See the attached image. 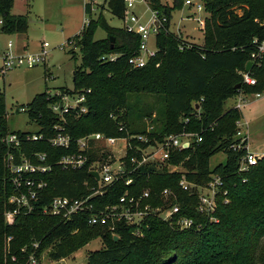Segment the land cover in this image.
Instances as JSON below:
<instances>
[{
	"label": "trees",
	"instance_id": "obj_1",
	"mask_svg": "<svg viewBox=\"0 0 264 264\" xmlns=\"http://www.w3.org/2000/svg\"><path fill=\"white\" fill-rule=\"evenodd\" d=\"M149 1L152 8L166 14L169 20L174 10L184 5V0H173L170 5L161 0ZM13 2L0 0L2 32H24L28 27L26 16L11 13ZM106 3L113 15L124 18L123 0ZM205 9L209 16L202 44L183 43L181 49L179 36L161 30L156 35L159 55L156 53L158 56H152L142 67H134L129 59L138 52L140 36L124 26L109 24L102 14L93 17L92 3L86 2L89 21L78 35L69 39L81 54L73 71L74 89L60 88L61 92L91 89L87 94L89 110L78 118L68 114L63 121L51 110L47 91H43L25 105L39 129L12 131L7 120L6 94L0 88V264H24L35 251V242L39 243L36 249L39 260L46 252L53 262H58L95 239L100 240L101 247L87 252V264H264V158L248 172L238 171L245 150H234L232 144L239 141L237 121L242 112L235 106L225 107L230 98L264 91V54L249 70L256 78L255 84L244 83L242 75L257 51L254 40L264 39V0H206ZM99 28L107 36L96 38ZM111 36L115 38L113 47ZM111 53L118 54L115 60L102 59ZM70 54L77 59L74 48ZM160 58L161 64L157 66ZM144 94L156 97L145 101ZM147 120L154 125L151 143L170 134H196L189 147L176 149L168 160L181 165L184 171L170 172L155 164H145L134 172L128 168L121 179L107 187L101 204L117 202L126 191L139 194L146 189L153 195V204H161L160 193L169 187L177 195L174 203L180 204L182 214L194 218L193 227L181 229L150 216L143 236L135 235L133 226L117 224L116 240L107 226L90 225L86 215L64 220L42 212L53 196H80L88 193L86 182L95 183L87 165L65 169L58 164V159L69 151L49 142L56 132L55 125L64 124L77 140L93 132L116 137L146 133ZM121 124L126 130H120ZM10 132L43 133L44 138L16 147L4 141ZM132 144L145 148L150 143L134 139ZM9 152L14 153L17 163L23 155L31 157L34 152H43L46 163L52 165V170L43 174L48 187L39 199V207L30 214H18L13 224L5 219V212L13 208L8 198L14 192L5 161ZM222 152L225 161L212 167V158ZM132 154L129 151V156ZM183 174L198 186H207L214 176L222 178L214 213L217 221L197 210V189L185 191L179 186ZM127 177L133 178L130 185L125 183ZM9 236L12 239L8 246ZM23 247L27 248L26 253H22ZM13 255L20 258L19 262L12 260Z\"/></svg>",
	"mask_w": 264,
	"mask_h": 264
},
{
	"label": "built area",
	"instance_id": "obj_2",
	"mask_svg": "<svg viewBox=\"0 0 264 264\" xmlns=\"http://www.w3.org/2000/svg\"><path fill=\"white\" fill-rule=\"evenodd\" d=\"M123 2L125 5L124 27L127 31L140 36L138 52L129 59V62L134 67H142L158 52L157 47L150 52V36L154 34L156 37L161 30L171 32L170 27L169 29L167 28V23H170V20L166 14L152 8L149 0H123ZM138 2L144 3L151 12V16L147 21H143L135 10ZM205 3L206 0L184 1L186 5H194L198 11L206 10ZM88 21L89 19L86 20L85 25ZM196 21L199 28L204 30L206 18H197ZM254 43L257 51L252 54V65L256 62L259 63L264 54V39L262 41L255 39ZM183 45H180L181 49L184 48ZM187 45L192 46L191 43ZM49 46V42L44 41L39 52L15 55L11 51L13 42L9 41V52H6L3 57L0 71L5 74L13 66L25 65L31 68L39 63H44L49 52ZM117 56L118 54L111 53L103 55L102 59L115 60ZM242 75L244 83L251 85L256 83V78L249 70L244 71ZM90 92L91 89L81 92H61L60 89L55 93L47 91V100H50L49 106L51 110L65 121L68 114L78 118L88 112L87 94ZM254 94L256 97L261 96V92ZM245 104V99L243 98L235 104V107L241 110ZM20 110L27 111V107L22 106ZM147 122L146 133L116 137L102 132H93L85 134L77 138V140H74L71 134L66 131L64 124L55 125L56 132L49 138V142L53 147L64 148L69 151L58 159V164L65 169H79L87 165L90 175L95 179V183L89 184V182H86L88 193L80 196H53L43 206L42 212L47 215L59 216L64 220H72L77 216L86 215L90 225L107 226L114 236H119L116 233L117 224L119 223L133 226V233L137 236H143L146 220L150 216H157L162 220L168 221L172 226H177L181 229L193 227L194 218L182 214L180 204L174 203L177 195L169 187L164 188L160 193L161 200H163L161 204H153V195L149 189L139 194H131L126 191L120 195L117 202L101 204L102 197L108 191L107 187L121 179L127 173L128 168H130L129 172H134L145 164H155L157 168L166 167L170 172L184 171L181 165L171 164L168 160L176 149L189 147L196 134L193 132L170 134L165 136L162 141L156 140L151 143L150 134H152L154 125L151 124L150 120H147ZM237 125L236 137L239 138V141L234 142L232 148L234 150H245L240 159L238 171L246 173L264 158V149L262 151L252 149L249 143L248 128L241 129V120L237 122ZM120 130H126V127L121 124ZM43 138V133L33 132L19 135L18 133L10 132L6 135L4 141L9 145L20 147L23 142L37 141ZM134 139L150 144L142 148L132 144ZM119 140L125 141L124 149L119 145ZM198 140H201L200 136ZM74 146L77 147L72 149ZM131 150L133 154L129 156V151ZM128 156L131 163L130 167H128L126 160ZM46 157L43 152H34L31 157L23 155L21 162L17 163L14 153L9 152L6 155L5 161L10 171V182L14 188L13 194L8 198V202L13 205V208L5 212V219L8 224H13L18 214H30L39 207V199L48 187V181L44 179L43 174L52 170V165L46 163ZM93 171L98 172V179L91 174ZM245 180L247 179L245 178ZM132 182V177H127L125 180L127 185ZM222 184L223 180L219 176H214L207 186H198L189 181L184 174L179 181V186L185 191H192L194 188L198 190L197 210L207 215L210 220L215 221L217 219L212 213L216 211L217 195ZM205 189L207 192H204ZM226 193L227 191L224 192V194ZM11 239L12 237L9 236L6 240L8 246ZM38 246L39 243L35 242L33 245L35 251L28 255L24 264H40L41 260L36 256ZM21 251L26 253L27 248L23 247ZM12 260L19 262L20 258L17 255H13Z\"/></svg>",
	"mask_w": 264,
	"mask_h": 264
},
{
	"label": "rangeland",
	"instance_id": "obj_3",
	"mask_svg": "<svg viewBox=\"0 0 264 264\" xmlns=\"http://www.w3.org/2000/svg\"><path fill=\"white\" fill-rule=\"evenodd\" d=\"M107 0H14L11 13L24 15L28 20V27L24 32L6 33L1 31L0 15V67L3 57L9 52L8 42H13V54L39 52L44 41L49 42L48 55L44 63L33 67L13 66L5 74L0 71V88L6 94L7 120L9 128L23 131H37L39 125L30 117L28 111L20 108L31 102L35 95L43 91L55 93L60 88L74 89L73 71L80 62L81 54L78 47H74L69 40L78 35L83 29L89 14L85 12V3L91 2L93 17L104 15L108 23L113 26H124L123 19L113 15L108 9ZM163 4L170 5L173 0H161ZM185 1V0H184ZM194 1V0H193ZM104 5V6H103ZM135 10L143 21H147L151 12L144 3L138 2ZM191 15L189 18L188 16ZM207 10L198 11L194 5L184 4L182 8L173 12L171 32L180 37L181 44H202L204 30L198 26L197 18H207ZM96 38L107 36L103 28L96 32ZM156 37L150 36V52L156 49ZM75 49L77 59H72L70 51ZM158 54V53H157ZM155 55L157 57L158 55ZM162 59L157 61V66ZM241 96V97H240ZM144 100L150 101L156 97L154 94H144ZM245 99L242 107L241 129L248 128L250 146L252 149H264V91L260 97L254 93L240 94L226 101V108L233 107L241 99ZM238 122V121H237ZM124 149L125 141L119 140ZM226 159L225 153H218L211 160L214 167ZM204 192H207L205 189ZM214 216V213H212ZM214 218V217H213ZM101 247L99 239H95L82 247L73 256L61 260V264H87V252ZM7 249V245H6ZM47 253H44L40 264H57Z\"/></svg>",
	"mask_w": 264,
	"mask_h": 264
},
{
	"label": "water",
	"instance_id": "obj_4",
	"mask_svg": "<svg viewBox=\"0 0 264 264\" xmlns=\"http://www.w3.org/2000/svg\"><path fill=\"white\" fill-rule=\"evenodd\" d=\"M111 41H112V45H111V47H113V42L115 41V38H114L113 36H111ZM251 66H252V62L249 61L248 64H247V66H246V70H250ZM240 86H241V84H238V87H240ZM196 107L199 108V104H197ZM91 174H93L97 179L99 178V174H98V172L93 171V172H91ZM115 239L117 240V239H118V236H115ZM57 264H61V262L58 261Z\"/></svg>",
	"mask_w": 264,
	"mask_h": 264
},
{
	"label": "crops",
	"instance_id": "obj_5",
	"mask_svg": "<svg viewBox=\"0 0 264 264\" xmlns=\"http://www.w3.org/2000/svg\"><path fill=\"white\" fill-rule=\"evenodd\" d=\"M173 16V15H172ZM171 22H172V18L170 19V30H171ZM14 45V44H13ZM250 143V140H249Z\"/></svg>",
	"mask_w": 264,
	"mask_h": 264
}]
</instances>
